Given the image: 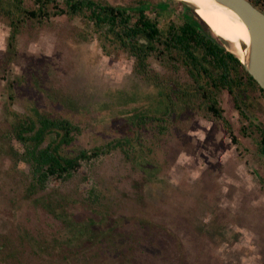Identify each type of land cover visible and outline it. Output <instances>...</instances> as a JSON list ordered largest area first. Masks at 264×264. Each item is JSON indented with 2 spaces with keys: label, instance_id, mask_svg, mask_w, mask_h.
<instances>
[{
  "label": "rangeland",
  "instance_id": "obj_1",
  "mask_svg": "<svg viewBox=\"0 0 264 264\" xmlns=\"http://www.w3.org/2000/svg\"><path fill=\"white\" fill-rule=\"evenodd\" d=\"M100 1L135 9L146 3L162 28L181 24L184 13L198 16L174 0ZM23 7L34 9L33 1ZM48 9L53 17L41 24L40 16L19 22L14 45L11 22L0 15V264H264V94L245 86L219 94L223 120L200 107L202 100L191 108L176 101L160 123L166 130L140 128L134 117H162L164 93L176 99L191 84L188 72L153 55L155 85L136 73L119 41L105 39L88 18H71L66 0ZM37 113L82 129L66 156L114 141L132 146L30 193L31 165L14 168L5 155L9 145L25 149L3 135L13 118ZM93 188L101 193L95 205L87 200Z\"/></svg>",
  "mask_w": 264,
  "mask_h": 264
},
{
  "label": "trees",
  "instance_id": "obj_2",
  "mask_svg": "<svg viewBox=\"0 0 264 264\" xmlns=\"http://www.w3.org/2000/svg\"><path fill=\"white\" fill-rule=\"evenodd\" d=\"M25 1L27 0H0V15L6 16L12 25L10 42L13 45L19 35L20 21H25L28 16L34 19L40 16L38 22L41 24L44 19L53 17L48 11L53 0H31L34 9L23 7ZM249 1L264 12V0ZM66 4L71 18H88L101 33H104L105 39L119 41L123 50L134 58L136 73L147 81L158 85L160 74L150 70L149 58L153 55L157 58H167L169 64L170 61H177L179 66H174V69L183 68L188 72L191 84L176 91V99L171 97L169 91L164 93L165 98L159 103L163 111L162 117H158L156 115L158 113L154 116L138 114L134 117L137 120L132 122L133 125L142 128L148 124L166 123L165 116L178 108L176 101L181 102L185 108H191L195 102L202 100L203 103H199L200 107H205L210 116L223 120V114L219 109V94L224 91L235 94L236 88L244 86L256 87L264 94V90L245 70L241 61L228 52L220 41L211 37L210 28L200 21L198 16L195 19L194 13L192 15L184 13L181 24L169 23L167 28H162L159 21L150 19L146 3L140 4L136 9L115 7L100 0H66ZM164 11L165 9L158 16L160 17ZM13 119L11 129L6 131L3 137L9 140L17 139L25 151L21 153L20 149L9 145L10 148L5 155L11 159L14 168L21 163L31 165L33 183L30 193L44 188L45 183L52 177L72 178L73 173L85 161L97 159L113 149L122 148L125 151L126 146H132L129 141H114L108 144L106 149L82 150L76 156H66L63 154L64 147L74 144L77 135L82 133V129L72 121L64 118L53 119L41 113H37L36 117L19 116L16 120ZM160 126L163 131L166 130L161 124ZM225 126L230 132L231 128L227 122ZM262 135L264 153V131ZM49 137L55 138L43 147ZM5 144L4 141L3 147ZM88 194L87 200L90 203L94 205L99 203L101 193L98 189L93 188ZM52 213L56 218H62V214H56L54 211ZM89 225L92 223L90 222L87 227ZM69 227L71 229L78 227L80 233L87 229L71 223Z\"/></svg>",
  "mask_w": 264,
  "mask_h": 264
},
{
  "label": "bare ground",
  "instance_id": "obj_3",
  "mask_svg": "<svg viewBox=\"0 0 264 264\" xmlns=\"http://www.w3.org/2000/svg\"><path fill=\"white\" fill-rule=\"evenodd\" d=\"M195 8L198 17L215 36L227 41L233 52L248 65L251 36L239 15L215 0H174ZM248 48L245 50L244 48Z\"/></svg>",
  "mask_w": 264,
  "mask_h": 264
},
{
  "label": "water",
  "instance_id": "obj_4",
  "mask_svg": "<svg viewBox=\"0 0 264 264\" xmlns=\"http://www.w3.org/2000/svg\"><path fill=\"white\" fill-rule=\"evenodd\" d=\"M215 1L235 11L248 28L251 36L248 65L233 52L232 46L227 41L220 39L223 42V47L241 61L245 70L264 90V12L255 7L249 0ZM193 9L195 11V8ZM244 49L247 50L248 48L245 47Z\"/></svg>",
  "mask_w": 264,
  "mask_h": 264
},
{
  "label": "flooded vegetation",
  "instance_id": "obj_5",
  "mask_svg": "<svg viewBox=\"0 0 264 264\" xmlns=\"http://www.w3.org/2000/svg\"><path fill=\"white\" fill-rule=\"evenodd\" d=\"M19 36V35H18ZM18 38V37H17Z\"/></svg>",
  "mask_w": 264,
  "mask_h": 264
}]
</instances>
